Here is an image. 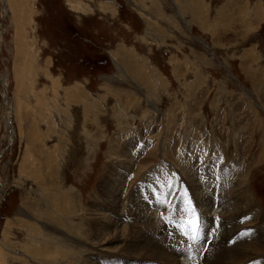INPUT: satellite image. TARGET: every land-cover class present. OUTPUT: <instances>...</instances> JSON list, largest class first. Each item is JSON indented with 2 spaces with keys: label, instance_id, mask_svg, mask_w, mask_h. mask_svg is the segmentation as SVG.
<instances>
[{
  "label": "rangeland",
  "instance_id": "1",
  "mask_svg": "<svg viewBox=\"0 0 264 264\" xmlns=\"http://www.w3.org/2000/svg\"><path fill=\"white\" fill-rule=\"evenodd\" d=\"M16 1L0 0V264H196L212 241L264 264V0ZM207 189L217 210L238 195L250 209L234 237L191 228L214 211L194 203ZM153 212L175 233L143 255ZM99 215L121 223L108 250Z\"/></svg>",
  "mask_w": 264,
  "mask_h": 264
},
{
  "label": "bare ground",
  "instance_id": "2",
  "mask_svg": "<svg viewBox=\"0 0 264 264\" xmlns=\"http://www.w3.org/2000/svg\"><path fill=\"white\" fill-rule=\"evenodd\" d=\"M7 1V4H11V3H13V2H11V3H9V0H6ZM12 1V0H11ZM14 1V0H13ZM16 1V0H15ZM18 1V0H17ZM16 1V2H17ZM15 2V3H16ZM18 2H20V1H18ZM17 4V3H16ZM14 6V5H13ZM17 6H19V5H17ZM0 42H1V39H0ZM142 66H143V64H142ZM139 68V67H138ZM0 78H2L1 77V75H0ZM143 80V79H142ZM4 82V84L5 85H7V82H5V81H3ZM146 84V83H145ZM4 87H6V86H4ZM3 96H4V98H6L7 97V90H6V88H4V93H3ZM8 99V98H7ZM8 101V100H7ZM5 103H6V101H5ZM7 107H8V109H10V114H11V108L9 107V104L7 103ZM9 111V110H8ZM11 118V115H9L8 116V120ZM123 132V131H122ZM139 135V134H138ZM130 145H131V143H130ZM126 146H127V144H126ZM136 146V145H135ZM126 150V149H125ZM132 150V149H131ZM126 152V151H125ZM132 153V152H131ZM127 154V153H126ZM146 168V167H145ZM144 169V168H143ZM113 170V169H112ZM110 171V170H109ZM108 174V173H107ZM141 174V173H140ZM109 175V174H108ZM47 176V175H46ZM107 176V175H106ZM224 176V175H223ZM108 178V177H107ZM46 179V178H45ZM105 179V178H104ZM44 180V179H43ZM47 180V179H46ZM119 180V179H118ZM103 181V180H102ZM106 181V180H105ZM120 181V180H119ZM149 181V180H148ZM41 182V181H40ZM46 182V181H45ZM51 182V181H50ZM165 183V182H164ZM107 184H109V183H107ZM120 184V183H119ZM47 185V184H46ZM50 185V184H49ZM51 185H52V183H51ZM51 185H50V188H51V190H53L52 189V187H51ZM43 186H44V184H43ZM111 187V186H110ZM119 187V186H118ZM117 187V188H118ZM194 187H196V186H194ZM47 188V187H46ZM45 188V189H46ZM112 189H113V191H112V193L109 195V192H107V194H108V198H109V204L114 208L115 206H116V204L118 203V199L119 198H121V195L118 193V191H119V189H117L115 186H114V183H113V185H112V187H111ZM123 188V187H122ZM121 190V189H120ZM137 190V189H136ZM197 190V189H196ZM208 191V189L207 190H204L202 193L201 192H196L195 193V196H194V203H197L198 204V208L201 210V208L202 207H200L199 205H205L207 208H208V206L205 204L206 203V201H211V203H212V207H210V208H214V203L216 202L215 201V199L216 198H214L213 199V197L211 196V194H207L206 195V192ZM209 192V191H208ZM210 192H211V190H210ZM222 193V192H221ZM139 194V193H138ZM201 194V195H200ZM214 194V193H213ZM243 194V193H242ZM136 195V194H135ZM144 195L145 194H140V195H137V198L135 199V201H134V204H136V205H139V206H144L145 205V202H148V203H150L151 204V202H153L152 201V199H148V197H144ZM50 196H51V211L53 212V213H55L56 214V217L57 218H59V222H60V224H62L63 226H68V224H66L65 223V221L67 222V220H66V218H65V216L67 215V214H69L70 212H72L71 211V206L69 205V204H67L66 202H64V199H65V197L64 196H60L59 194L57 195V194H50ZM135 197V196H134ZM209 197V198H208ZM215 197V196H214ZM144 198V199H143ZM134 199V198H133ZM242 200H243V198L242 197H239V195L237 196V197H234V198H231V200L230 201H232L231 202V204L227 207L228 209L226 210V208H225V210H222L220 207H219V209L217 210L216 208H214V211H213V209H210V210H208V209H204V208H202V213L201 212H194V213H192L190 216L188 215V214H186V216H189L190 218H191V221L190 222H192V223H190V224H192V226H191V228L192 227H197V225H195L196 223L194 222V219H196V218H199V220L201 219V221H199L200 223L201 222H203V223H205V227L206 228H208V227H212V228H214V230L213 231H217V234L219 233L218 231L219 230H225L226 232H228V234L229 233H231V230L233 229V228H235V234H233L232 236L234 237L235 235H237L238 234V231H239V227H238V225L239 224H241L240 222H242L243 220H244V218H245V215L247 214V213H249L250 212V209L247 207V205L246 206H244L243 208H237L238 206L240 207V205H244L243 204V202H242ZM64 203L65 204V208L63 209L62 207H61V210H56L55 208H53L54 206H56L58 203ZM214 202V203H213ZM133 203V202H132ZM133 204V205H134ZM147 204V203H146ZM225 206H227V205H225ZM107 207V206H106ZM30 209V208H29ZM148 209V208H147ZM216 209V210H215ZM224 209V208H223ZM70 211V212H69ZM101 212V211H100ZM97 213H99V211L97 212ZM136 213V212H135ZM99 214H102V213H99ZM105 214V213H104ZM184 214V213H183ZM215 215L216 214V216H212V215ZM26 215V214H25ZM45 215V214H44ZM46 215H47V213H46ZM137 216L136 217H138L139 218V216H140V213L138 212V214H136ZM155 215V217L154 218H150V221L148 222L147 220H145V222H142V224H144V223H146L147 224V230L151 233V236L150 237H146V240L147 241H145V242H143V247L145 246V248H142V246H141V249L140 250H138V248L136 247V245L135 246H131V245H129V248L131 249V250H134V248L135 249H137L138 251H140V253H142L143 255L144 254H149V251H151L152 249L153 250H155V251H160L161 253H164V250L161 248V246L159 245V243H160V241H157L153 236H155V237H158V238H160V240L162 239L163 241H167L168 240V237H167V233H169L170 231H172V232H174V230L172 229V228H167L166 226V228H162V225H161V223H160V218L158 217L157 218V216H158V214L156 213V212H153V216ZM157 215V216H156ZM43 216V215H42ZM113 216H116V215H113ZM195 217L194 219L192 218V217ZM48 217V222L50 221H52L53 219H51L49 216H47ZM117 217V216H116ZM214 217V218H213ZM251 217V216H250ZM202 218H204L203 220H202ZM96 219V218H95ZM143 219V218H142ZM175 221H177L178 220V222L179 221H181V220H179L180 219V217L179 216H176L175 217ZM255 219V218H254ZM94 221H96V229H95V231H94V240H93V242H94V244H102V246L105 248V249H109L110 247H108V246H111V245H115V242H120V239H121V237H120V235H119V229H120V227H121V223H120V220H118L117 218L116 219H114V218H112V219H109L107 216L105 217V215L104 216H101V215H99L98 216V218H97V220H94ZM52 222H54L55 223V221H52ZM51 222V223H52ZM53 223V224H54ZM90 223V222H89ZM137 223V222H136ZM181 223H182V221H181ZM175 224V223H174ZM217 224V225H216ZM57 225V227L58 228H61L63 231H67L64 227H60L58 224H56ZM93 225V224H92ZM91 225V226H92ZM55 226V225H54ZM171 226H173V225H171ZM95 227V226H94ZM36 228V226L34 227V229ZM38 228V227H37ZM90 228V227H89ZM92 229H93V226L91 227ZM166 229H168V230H166ZM186 229V228H185ZM38 230H39V228H38ZM85 230V229H84ZM180 230V229H179ZM62 231V232H63ZM202 231H204V230H202ZM68 232V231H67ZM90 232H92V231H90ZM38 233V232H37ZM37 233H33V235H30L31 237H33V239L32 240H34V239H36V237L35 236H37ZM175 233V232H174ZM215 233V232H214ZM260 232H259V230H258V232H257V234H259ZM67 234V233H66ZM121 234V233H120ZM145 234V233H144ZM190 234V233H189ZM241 234H243V232L242 233H240V235ZM204 235V234H203ZM214 235L215 234H213L212 236H209L208 237V235L206 236V235H204L203 236V239L205 238V237H207L208 238V241H209V238H212V237H214ZM244 235V234H243ZM46 236V235H45ZM47 237V236H46ZM184 237V236H183ZM144 237H139L138 239H136L135 238V241H137V240H141V239H143ZM172 238H174L172 241L174 242L175 241V239H177V236L175 235V236H173ZM179 238V237H178ZM73 239V238H72ZM182 239V238H181ZM180 239V240H181ZM156 242H155V241ZM70 241V240H69ZM88 241H90V240H88ZM134 241V242H135ZM172 241L171 242H169V243H172ZM179 241V240H178ZM182 241V240H181ZM189 241V240H188ZM210 242V241H209ZM45 244V245H44ZM43 245L46 247V249H48V251H45V252H43V253H40L41 254V259H45V258H50V259H53L52 257H54L53 255H54V253H55V249L58 247L57 245H55L54 244V242H52V241H50V244H46V243H44ZM71 244V243H70ZM104 244H106V245H104ZM182 243H179V246L180 247H182V245H181ZM189 244H192V243H189ZM47 245H48V247H47ZM138 245V244H137ZM162 245V244H161ZM57 246V247H56ZM210 246V250H211V252H209V254L207 255V259H212V258H215L216 260H220V262H221V264H226V261L228 262L227 264H238V261L240 262L241 260H242V258H240L241 257V255L240 254H236V253H234L233 251H230V252H224V249L225 248H228L229 247V244L228 245H226V246H224V245H222V244H220V242L219 241H216V242H214V241H212V243L209 245ZM163 247V246H162ZM115 248H116V246H115ZM128 248V249H129ZM230 248V247H229ZM127 249V248H126ZM170 249V248H169ZM187 249V248H186ZM185 249V250H186ZM193 250V249H192ZM230 250H231V248H230ZM26 251V253H27V250H25ZM30 251V250H29ZM214 251H219V252H221L219 255H217V256H214L213 255V252ZM153 252V251H152ZM166 252V251H165ZM158 253V252H157ZM184 253H187V255H186V257H188V256H193V255H195L196 254V250H194L193 251V253H189V250L187 249ZM184 253H182V251L181 252H179V254H184ZM141 254V255H142ZM34 257H37V258H39V256H38V254H36V255H34V254H32ZM80 255V254H79ZM140 255V254H139ZM140 255V256H141ZM156 255V254H155ZM185 255V254H184ZM160 256V255H159ZM196 256V255H195ZM198 256V255H197ZM200 257H199V259H196V261L198 260V263H196V264H208L207 262H209V260H207L205 257H203L202 255H199ZM63 257H65L66 258V260H67V262H68V264H76V263H81V261H82V259H81V261H80V257H81V255H80V257L78 256V255H76V261H73V260H69V258H70V256H67L66 254H64L63 255ZM86 257V256H85ZM153 257V256H152ZM161 257H163V256H161ZM167 257H170V256H167ZM219 258V259H218ZM224 258V259H223ZM157 259V258H156ZM164 259V258H163ZM170 259V258H169ZM149 260V259H148ZM158 260H160V259H158ZM171 260V259H170ZM204 260V261H203ZM224 260V261H223ZM86 261V260H85ZM94 261V259H90L88 262H87V264H97V262H93ZM165 261V260H164ZM107 262H110V260L109 259H105L104 260V262H103V264H106ZM165 262H167V261H165ZM172 262V261H171ZM174 262V261H173ZM223 262V263H222ZM247 262V261H246ZM245 262V264H251V262L249 263V262H247L246 263ZM172 264H174V263H172ZM213 264H220V263H213Z\"/></svg>",
  "mask_w": 264,
  "mask_h": 264
}]
</instances>
